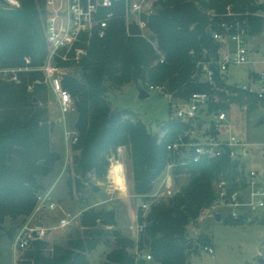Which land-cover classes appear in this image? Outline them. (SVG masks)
<instances>
[{
    "label": "trees",
    "instance_id": "obj_1",
    "mask_svg": "<svg viewBox=\"0 0 264 264\" xmlns=\"http://www.w3.org/2000/svg\"><path fill=\"white\" fill-rule=\"evenodd\" d=\"M19 1L17 9L0 6V67H25L28 60L31 69L40 68L48 55L41 27L44 12L35 7L34 0ZM37 2L43 8V0ZM152 7L151 14L139 17L148 30V39L141 37L136 19L126 32L124 10L119 8L104 38L80 40H87L83 55L76 58L74 51L64 50L53 58L54 65L62 70L61 84L70 93L76 112L78 142L74 148L79 158L74 168L76 177L67 178L66 186L70 194L74 190L86 193L88 175L101 176L106 155L118 147L128 149L134 190L142 202L147 200L152 182L164 173L167 161L173 163L175 176H187V183L165 202H152L144 216L143 212L138 214L143 230L137 242L119 230L105 231L100 213L85 209L79 218L83 239L70 237L65 247L53 245L48 255L43 252L47 243L37 240L19 264H89L87 254L101 244L106 251L98 264H188L190 257L198 255L199 247L210 246L206 235L193 240L187 229L198 224L203 211L219 203L217 187L222 184L226 199L247 187L244 173L226 151L220 157L183 165L180 154L167 151V146L180 137L188 140L183 135L192 130L190 124L173 121L170 116L159 126V133H152L131 111L113 110L108 95L129 85L144 90L162 86L166 95L176 99H187L194 92L207 94L208 105L198 116L218 112L227 104L256 108L259 102L254 95L226 84L216 71L213 85L195 81L192 76L197 62L216 56L219 44L208 32L223 33L224 24L244 21L248 36L253 37L263 28L258 13L264 11V4L255 0H154ZM228 8L232 16L226 15ZM160 55L165 58L163 64L158 63ZM40 76L34 72L20 74V85L0 79V225L7 216L27 217L35 210L39 194L46 192L43 179L60 161L50 150L51 125L46 110L38 105L46 98L42 87H35L33 97L26 93L27 83ZM226 223L241 224L232 217ZM135 249L151 254L152 259L136 260Z\"/></svg>",
    "mask_w": 264,
    "mask_h": 264
},
{
    "label": "rangeland",
    "instance_id": "obj_2",
    "mask_svg": "<svg viewBox=\"0 0 264 264\" xmlns=\"http://www.w3.org/2000/svg\"><path fill=\"white\" fill-rule=\"evenodd\" d=\"M153 1L148 0L149 10L146 12L148 15L154 11L152 7ZM34 2L36 8L39 10L43 9L37 0H34ZM261 3L264 4V0H261ZM17 8L19 7L11 9ZM258 15L263 20V28L257 35L250 37L248 47L249 49H254L253 53H249L250 61L259 59V54L255 53L256 48L260 47V50H264V11H260ZM124 21L126 32L128 33V25L132 23V19L126 21L124 17ZM43 24L44 16H41L42 28ZM141 37L149 38L148 30L145 27L141 31ZM252 40L254 41L252 42ZM86 41L84 39L79 41L78 45L67 49L65 53L72 50L76 58H79L80 55L84 54L85 49L83 46ZM155 51L159 54L157 48H155ZM64 56H62V60H64ZM56 69L61 79L62 70L58 67ZM253 71H264V65L252 63L241 66L231 65L228 67L223 79L228 85H235L240 88L242 86L253 87L250 80V74ZM33 72L41 75L37 70H32L25 74H32ZM0 79L3 82L12 83L5 77L0 76ZM20 84L16 83L15 85ZM28 85H33L32 92H27ZM37 85L42 87V92H44L46 97L38 105L40 109L46 110L48 124L51 125L49 135L50 150L60 157V161L53 165L51 174L43 179L44 189L46 190L43 195H49V201L55 205V209L52 211L43 209L36 213L33 219H31V216L34 211L27 217L23 215L15 218L5 217L0 225L2 228L0 230V264H19L21 261H25L27 253L37 240L47 243V247L43 252L48 255L52 254L53 245L65 247L70 237L77 236L83 239L85 236L83 229L80 227L79 218L85 209H93L100 213L101 217L105 215L103 219L100 217V225L105 231H111V229L119 230L122 235L137 242L138 214L143 212L144 216L148 211L144 212L142 204H147L149 209L152 202H165L187 183V176L184 174L175 176L173 163L167 161L164 173L152 182V190L146 196L147 200L144 202L142 200L137 201L140 197L134 190L132 165L128 149L118 147L115 152H110L106 155L107 164L104 165V172L101 176L97 177L94 173L88 175V182L85 183L86 193L80 194L74 190L70 194L66 181L69 177L71 179L76 177L74 168L79 158V151L74 148L78 142V134L74 124L76 112L73 110L67 113L64 119L62 118L56 106L55 97L43 83L42 75L36 81L27 83L26 93H28L29 97L35 96L34 91ZM147 92L149 96L146 99H139V90L136 86H124L121 91L110 93L108 101L113 110L124 109L131 111L152 133H159V126L174 114L173 104L177 103V99L173 97L172 102L169 104V99L165 92L160 93L148 90ZM34 102H37V100ZM214 102L217 103L219 100L214 98ZM219 112L225 113L227 122L224 127L219 128V131H215V134L221 136L230 131L233 135L253 145L251 158L244 160V176L247 180V172L255 167L261 172L258 178L261 180L264 175V106L259 103L256 108L250 110L248 107H242L238 104H227L218 112L210 111L206 114L204 112L198 116L193 133L189 134L188 137L195 139L196 137L203 138V136L207 135L208 129L213 122L212 119ZM66 133H68V136H66ZM115 162H120L123 166V171H125V192L114 187L110 179L109 170ZM39 164H43V161ZM248 191L249 189L247 188L241 194L240 203L245 204ZM39 195L42 196V194ZM233 204L236 203L231 200H222L212 208L203 211L199 216L197 225L188 227L190 238L196 240L199 235H206L210 239L209 248L213 250V253H209L205 248L199 247L198 255L190 257L188 264H260L259 261L264 264V209L250 212L244 206H234ZM233 211L239 213V218L232 216ZM106 212L110 213L106 214ZM214 212L222 216L221 221L215 220L213 217ZM230 217L241 222V224L228 225L226 219ZM60 219L69 221V226L59 228ZM38 223H42V227L45 228L44 236L29 242L25 248L14 251L17 236L21 229L24 226L34 227ZM108 223H112L114 226H107ZM104 251H106V247L101 244L95 251L88 253V263L98 264L103 258ZM29 262L31 263L32 261Z\"/></svg>",
    "mask_w": 264,
    "mask_h": 264
},
{
    "label": "built area",
    "instance_id": "obj_3",
    "mask_svg": "<svg viewBox=\"0 0 264 264\" xmlns=\"http://www.w3.org/2000/svg\"><path fill=\"white\" fill-rule=\"evenodd\" d=\"M6 1L10 4V8L20 6L19 0ZM255 1L261 3V0ZM119 8L124 10L126 21L129 19L135 21L136 19L140 29H144L145 25L139 21V17L149 10L148 0H43L44 39L48 45V55L44 65L37 69H31L29 67L30 61L25 60V67H0V76L5 77L14 84H20L22 82L20 74H25L32 70L40 72L43 76V83L53 93L56 106L64 119L67 113L74 110L73 101L70 93L62 87L57 69L53 65V58L58 52L71 49L78 45L83 37L97 36L98 38H104L110 28L111 22L118 17ZM226 15L232 16L230 8H228ZM244 24V21L230 25L224 24L222 26L223 33L210 30L212 32L211 37L219 44L215 53L216 56L209 61L202 60L197 62L192 79L213 85L215 71L223 78L228 67L231 65L241 66L249 63L264 65V50H260V47L255 51L256 54H259V59L257 61H250L249 53H253L254 49H249L248 47L251 38L248 36ZM159 57L158 63L163 64L165 58L162 55ZM250 80L253 87L242 86L240 88L235 85L233 86L241 91L254 95L257 101L264 106V71L251 73ZM145 90L164 93L162 86H148ZM32 91L33 85H28L27 92ZM167 96L170 104L173 97L171 95ZM208 101L207 94L194 92L187 99L178 98L177 103L175 105L173 104L174 114L170 119L192 126V130L186 132L183 135L184 137H188L189 134L193 133L195 123H197L198 113L200 109L208 105ZM212 120L213 122L208 129V134L203 136V138L196 137L195 139H190L188 137V140L184 141L180 137L178 142L167 146V151L172 154H180L182 159L180 162L182 165L190 161L196 163L202 159L220 157L223 155L222 151H226L230 161L239 167V171H242L241 173H244V160L251 158L253 145L233 135L230 131L221 136L215 134V131H219V128L224 127L227 122L225 113H217ZM67 134L66 136H68ZM260 174V170L255 167L247 172L248 179H245L247 183L245 190L248 188L249 191L246 195L245 204L239 202L241 201L240 196L245 190L235 192L226 199V191L223 189L222 184L217 187L219 203L222 200H231L236 203L233 204L234 206H244L250 212L262 211L264 209V175L259 180ZM49 200V195L38 197L36 208L31 219L43 209L48 211L55 209V205ZM142 209L146 212L148 205L142 204ZM232 216L239 218V213L233 211ZM59 221V228L69 226L70 222L66 219H60ZM142 230L143 225L139 223L136 229V235L139 236L138 234ZM33 233L36 234L37 238H41L45 234V228L37 227V224L34 227L24 226L17 236L14 251L25 248L29 242L35 240L32 238ZM205 249L207 252L213 253L212 249ZM135 251L136 260L142 259L149 262L152 259L151 254H142L137 249Z\"/></svg>",
    "mask_w": 264,
    "mask_h": 264
},
{
    "label": "bare ground",
    "instance_id": "obj_4",
    "mask_svg": "<svg viewBox=\"0 0 264 264\" xmlns=\"http://www.w3.org/2000/svg\"><path fill=\"white\" fill-rule=\"evenodd\" d=\"M110 179L112 180V183L114 184L115 187H117L120 191L125 192V176L123 171V166L120 162H115L111 167H110Z\"/></svg>",
    "mask_w": 264,
    "mask_h": 264
},
{
    "label": "water",
    "instance_id": "obj_5",
    "mask_svg": "<svg viewBox=\"0 0 264 264\" xmlns=\"http://www.w3.org/2000/svg\"><path fill=\"white\" fill-rule=\"evenodd\" d=\"M0 6L1 7H6V8H10V4L6 1V0H0ZM208 34L211 36L212 32L209 31ZM255 51H257V48L255 49ZM139 90V99H146V97L149 96L147 90H144L142 88L138 89ZM35 101V99H34ZM263 122V121H261ZM239 172H242L241 170ZM141 199H137V201H140ZM213 217L215 218L216 221H221L222 220V216L219 213L214 212L213 213ZM43 224L42 223H38L37 227H42ZM32 238L37 239V236L35 233L32 234ZM260 264H263L262 261H259Z\"/></svg>",
    "mask_w": 264,
    "mask_h": 264
},
{
    "label": "crops",
    "instance_id": "obj_6",
    "mask_svg": "<svg viewBox=\"0 0 264 264\" xmlns=\"http://www.w3.org/2000/svg\"><path fill=\"white\" fill-rule=\"evenodd\" d=\"M252 41H254V40H252ZM254 72L256 73L257 71H253L252 73H254ZM114 187H115V186H114Z\"/></svg>",
    "mask_w": 264,
    "mask_h": 264
}]
</instances>
